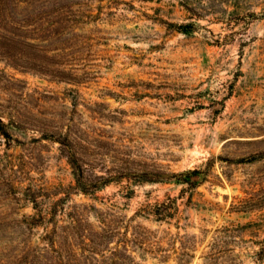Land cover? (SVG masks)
<instances>
[{
	"label": "rangeland",
	"instance_id": "374dc122",
	"mask_svg": "<svg viewBox=\"0 0 264 264\" xmlns=\"http://www.w3.org/2000/svg\"><path fill=\"white\" fill-rule=\"evenodd\" d=\"M0 14V264H264V0ZM71 147L123 174L77 191Z\"/></svg>",
	"mask_w": 264,
	"mask_h": 264
},
{
	"label": "trees",
	"instance_id": "16d2710c",
	"mask_svg": "<svg viewBox=\"0 0 264 264\" xmlns=\"http://www.w3.org/2000/svg\"><path fill=\"white\" fill-rule=\"evenodd\" d=\"M0 18H4V15L0 14ZM166 23L169 27H172L178 31H183V32L189 31V29L193 25L192 23H188V24H173L171 22H166ZM15 29L18 31L19 36L29 40H36V39L43 40L44 35L47 34L48 32L47 28H38L36 26L33 27L22 26V27H17ZM28 44H35V43L28 41ZM45 55L47 57H50L51 59H53V57L55 56L53 54L48 55V53H46ZM60 63L61 62H58V64ZM47 65H50V63H47L45 67H48ZM55 73H56L55 75L59 78H65L66 76L71 75L68 70H64L63 68L62 69L57 68L55 70ZM4 126L5 124L0 119V132L4 135H8L4 130ZM60 143L65 145L66 147V144L64 143L63 139L60 141ZM64 151L66 152L67 159L72 167V172L75 178L74 188L77 191H81L85 194L93 193L95 191L100 190L101 188L106 187L112 181L118 180V177H120V175L123 174V172H120L119 174H110L108 171L97 173L95 171L96 167L90 163L85 162L82 157L78 156L76 151H74L73 147H71L70 149L68 148V150H63V152ZM147 206L150 205L147 204ZM76 215L77 213L74 212V215L71 214V218L73 221L78 222V218H76ZM30 217L33 218L34 221H37L36 215L33 216L30 215ZM39 217L40 218L42 217V213L38 214V218ZM33 256H34L33 259L41 258L43 260L42 264L43 263L47 264V262L44 260L45 257H43V255L34 253ZM34 264H41V262L38 260H34Z\"/></svg>",
	"mask_w": 264,
	"mask_h": 264
}]
</instances>
